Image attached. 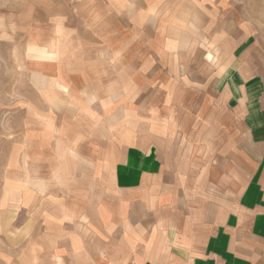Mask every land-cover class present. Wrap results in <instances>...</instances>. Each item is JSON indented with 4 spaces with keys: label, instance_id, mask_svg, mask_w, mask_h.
<instances>
[{
    "label": "crops",
    "instance_id": "obj_1",
    "mask_svg": "<svg viewBox=\"0 0 264 264\" xmlns=\"http://www.w3.org/2000/svg\"><path fill=\"white\" fill-rule=\"evenodd\" d=\"M40 4L0 264H264V0Z\"/></svg>",
    "mask_w": 264,
    "mask_h": 264
},
{
    "label": "rangeland",
    "instance_id": "obj_2",
    "mask_svg": "<svg viewBox=\"0 0 264 264\" xmlns=\"http://www.w3.org/2000/svg\"><path fill=\"white\" fill-rule=\"evenodd\" d=\"M42 1L0 0V160L14 139L10 129L18 106L15 97L20 96V80L24 79L23 66L30 58V46L40 43L38 28L45 26L39 20L47 12Z\"/></svg>",
    "mask_w": 264,
    "mask_h": 264
}]
</instances>
